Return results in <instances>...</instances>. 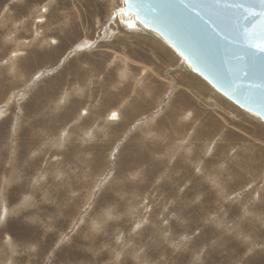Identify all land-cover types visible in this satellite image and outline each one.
<instances>
[{"label": "rangeland", "instance_id": "1", "mask_svg": "<svg viewBox=\"0 0 264 264\" xmlns=\"http://www.w3.org/2000/svg\"><path fill=\"white\" fill-rule=\"evenodd\" d=\"M117 5L0 0V264H264V123Z\"/></svg>", "mask_w": 264, "mask_h": 264}, {"label": "snow or ice", "instance_id": "2", "mask_svg": "<svg viewBox=\"0 0 264 264\" xmlns=\"http://www.w3.org/2000/svg\"><path fill=\"white\" fill-rule=\"evenodd\" d=\"M256 2L257 0H176L175 5L162 6L153 19L156 27L166 36L169 47L179 50L192 71H199L215 87L209 74H205V70L210 71L209 53L221 48L227 50L238 42H243L252 57L264 54V0H258L261 6L259 12L254 11ZM123 3L129 8L134 7L129 0H123ZM121 13L125 16L128 14L117 5L115 15ZM136 14L140 16L139 10ZM257 17L260 20L258 31L255 26L250 27ZM140 23L145 28L149 27L146 20L141 19ZM221 66L222 62L218 61L217 68ZM211 74L218 75V72ZM112 118H116V113L112 114Z\"/></svg>", "mask_w": 264, "mask_h": 264}, {"label": "water", "instance_id": "3", "mask_svg": "<svg viewBox=\"0 0 264 264\" xmlns=\"http://www.w3.org/2000/svg\"><path fill=\"white\" fill-rule=\"evenodd\" d=\"M129 3L134 7L129 8L122 0L121 8H124L128 13L127 16L122 13L124 18L123 22H121L122 26L133 30L136 28V23H138L142 28L157 36L169 46L166 42V36L156 27L153 17L162 6L175 5L176 0H129ZM137 10H139L140 16H137ZM260 10L261 6L257 0L254 11L259 12ZM131 16L132 19H130ZM141 19L148 21V28H145L140 23ZM252 26H255V30H259V17L252 21L250 27ZM170 48L185 62V57L180 54L179 50ZM208 59L210 71L205 70V74H209V78L216 85L215 87L209 84L199 71H192L188 63H185L193 74L205 81L216 92L242 110L259 117L264 123V54H257L252 57L249 54L247 45L243 42H238L230 49L221 48L214 53H209ZM218 61L222 62V66L219 68H217ZM197 67L200 66L197 65ZM216 72H218V75L211 74Z\"/></svg>", "mask_w": 264, "mask_h": 264}, {"label": "bare ground", "instance_id": "4", "mask_svg": "<svg viewBox=\"0 0 264 264\" xmlns=\"http://www.w3.org/2000/svg\"><path fill=\"white\" fill-rule=\"evenodd\" d=\"M119 15H121L122 16V19H124L123 18V15H122V13L121 14H119ZM130 19H132V16L130 17ZM138 23H136V25H137ZM134 30V29H133ZM150 34V33H149ZM168 72V71H167ZM215 91V90H214ZM221 95V94H220ZM224 97V96H223ZM113 113H116V112H113ZM116 116H117V113H116ZM112 117V116H111ZM257 117V116H256ZM257 118H259V117H257ZM260 119V118H259ZM110 120V119H109ZM261 120V119H260ZM262 122V121H261Z\"/></svg>", "mask_w": 264, "mask_h": 264}, {"label": "crops", "instance_id": "5", "mask_svg": "<svg viewBox=\"0 0 264 264\" xmlns=\"http://www.w3.org/2000/svg\"><path fill=\"white\" fill-rule=\"evenodd\" d=\"M176 69H179L178 71H181V69H183V68L180 65H177Z\"/></svg>", "mask_w": 264, "mask_h": 264}]
</instances>
